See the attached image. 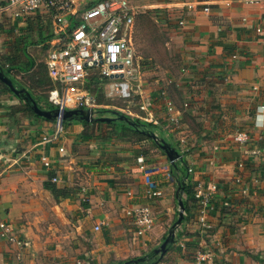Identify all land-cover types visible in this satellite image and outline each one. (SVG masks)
<instances>
[{
  "label": "crops",
  "instance_id": "crops-1",
  "mask_svg": "<svg viewBox=\"0 0 264 264\" xmlns=\"http://www.w3.org/2000/svg\"><path fill=\"white\" fill-rule=\"evenodd\" d=\"M130 1L136 16L149 17L145 25L153 30L148 37L136 30L135 37L134 32L137 53L147 60L143 62L145 77L143 74L134 84L136 103L132 108L115 109L133 119L152 122L155 132L170 140L180 153L181 138L187 140L184 157L187 168L193 171L185 177L193 183V190L200 181L218 186L208 226L201 228L198 211H193L195 204L198 206L194 195L188 197L185 189L179 194V178L173 172L168 176L157 170L158 166L172 165L168 158L146 135L134 132L127 121L116 119L115 126L90 127L94 137H81L84 120L74 119L60 140L43 143V136L53 132L55 119L24 117L21 124L18 115L22 112L15 111L25 101L0 92V209L25 243L18 247L0 239V264H119L141 256L147 263L158 257L161 259L156 264H197L199 250L214 253L205 264H264V2ZM0 15L11 17L10 12ZM52 26L56 32L53 20ZM0 32H5L2 27ZM7 33L9 36L0 41V53L9 61L14 37ZM55 34L53 38L58 36ZM42 44L32 45L39 56L29 52L36 61L37 79L43 72L39 65L44 61ZM44 71L48 74L45 65ZM21 73L25 72L17 75ZM164 91L178 106L190 105L174 131ZM134 97L126 101L134 103ZM46 101L47 96L41 106ZM124 124L131 129L125 126L128 130L122 135L116 128ZM239 131L248 134L244 144L235 138ZM62 146L64 152L60 151ZM82 149L88 150L82 154ZM35 153L37 159L45 153L53 162L46 168L40 160L36 169L42 178L55 171L58 185L72 188V196L66 200L77 211L73 216L78 221L77 240L64 253L65 257L69 254L66 262L44 261L46 249H38L32 228L24 222L28 213L19 205L15 189L24 172L21 169L34 170L30 161ZM148 173L161 195L149 194ZM182 196L188 197L190 215H196L189 218L185 211L174 242L165 254H154L179 218ZM139 204L150 205L156 217L153 228L142 235L126 214L128 208Z\"/></svg>",
  "mask_w": 264,
  "mask_h": 264
},
{
  "label": "built area",
  "instance_id": "built-area-1",
  "mask_svg": "<svg viewBox=\"0 0 264 264\" xmlns=\"http://www.w3.org/2000/svg\"><path fill=\"white\" fill-rule=\"evenodd\" d=\"M206 11H209L208 7ZM7 12L20 20H26L31 15H49L58 34L56 38L41 45L44 65L51 81L48 90L49 101L59 111L54 130L43 136V143L57 142L66 132L63 119L66 110H96L98 101L88 85L93 77L106 80L105 92L110 99L131 100L134 97V80H140L142 77V63L134 45L136 12L130 0H7L6 4L0 5V13ZM163 95L174 131L180 125V115L190 105L185 102L183 106L178 107L172 98L167 96L166 91ZM235 138L244 144L248 140V134L239 131ZM186 143L187 140L181 138L183 156L188 151ZM60 151L64 152L65 147H60ZM40 159L46 168L53 165L51 157L45 153ZM142 167L145 168L144 165ZM157 170L168 176L172 175L170 164L158 166ZM192 171L193 169L189 168V172ZM52 181L58 183L60 179L55 174ZM146 184L149 194H162L149 173L146 175ZM217 189L218 186L214 182L206 186V183L200 181L194 190L201 228L208 226L212 197ZM128 194L133 196L132 191H128ZM126 214L133 219L140 235L154 226L156 217L148 204L128 208ZM3 215L4 210L0 209V239H7L18 247L25 246L22 238L16 233L15 226ZM99 228L97 226V229ZM213 255L211 250H199L196 263L205 264Z\"/></svg>",
  "mask_w": 264,
  "mask_h": 264
},
{
  "label": "rangeland",
  "instance_id": "rangeland-1",
  "mask_svg": "<svg viewBox=\"0 0 264 264\" xmlns=\"http://www.w3.org/2000/svg\"><path fill=\"white\" fill-rule=\"evenodd\" d=\"M39 16H40V18L38 19L39 24L44 23V25H48L52 23V19L49 15L45 14V15H39ZM147 18L149 17L146 15L135 16V30L137 32L139 31L146 37H148V34L151 33L153 30L152 26L145 25L147 22ZM12 21L17 22V25L19 26L14 31L15 35L21 37V36H24V34H26V32L30 30L28 29L29 26L25 22L26 20H20L12 16L9 17L6 15H0V26L2 27L4 26L3 29L5 31L4 34H1L2 32H0V41L9 36V33L6 34V32L12 29V24H13ZM136 31H135V37L137 36ZM140 36L141 35L138 34V37ZM34 37H36V34H33V38ZM41 48H40V51L43 54V51ZM0 52H3V51H0ZM29 52L31 54H34L35 56H39L38 49L34 48V46L32 45L30 47ZM1 55L2 53H0V62H2V65H5V64L7 65V63H10V61H8V58L6 56L4 55L1 56ZM145 61L147 60L141 59L140 62L143 63ZM144 64L145 63H143V66L141 65L142 67L141 70H142V75L144 74L143 76L145 77V71L147 69L145 68L146 64L145 65ZM39 65L43 67L42 68L43 72L41 73L40 79H36V77L33 78L32 72L24 73V74L21 73L20 76H18L17 74L16 75L18 76V80H20L21 85L27 88L28 90H30L29 91L30 93H33L36 96L40 95L38 97V100L40 103L42 102V99H46V96H47V101L51 104V102L49 101V96L47 95L48 90L51 87V81L46 71H44V61L39 62ZM36 70L37 68L33 72H37ZM12 78L14 82L16 83V85L18 86V88H22L19 82L16 81L14 77ZM138 82L139 80H134V84ZM90 86L94 90L92 91L95 94L98 103L101 102L102 104L100 105V107H97V110L115 109L117 107L132 108L138 98V97H134V103L133 101L132 102L126 101L121 98L108 99L105 95V88L103 84H97L95 82L94 83L92 82L90 83ZM167 96L169 97V95ZM172 100L174 101V99ZM175 104L177 103L175 102ZM42 106L43 108L44 107L47 108L48 104L43 102ZM100 114L101 112H98V115ZM18 117H19L18 120L22 124L23 121L28 116H26V114L22 112L18 115ZM181 119H182V115H180V123H181ZM87 150L88 149H82L81 153L85 154ZM187 152L184 154V156H186ZM36 155L37 154L35 153L32 156L31 161H30L33 163V167H34L33 168L34 170L32 172H27L24 170V168L21 169L24 172L22 173L18 181L19 187H16L15 189L17 191L18 199L20 200L19 205L21 206V208L25 210V214L28 213L27 219H25L24 222H28L27 225H29L32 228V231L35 234L36 243H38V246H39L38 249L39 250L46 249L45 252L43 253V255L45 256L44 261L55 260L54 262H56L57 260H59L62 262H66V257L69 254L67 253L65 257L64 253L70 250L74 246L75 240H77L76 226H77L78 221L75 217H73L75 215L74 212H77V211L73 210L74 208L72 205L73 203L69 202L65 198L56 199L54 195L50 192V190H48L45 187V182L49 179L50 176L48 173L47 178H42L41 175L38 173L40 172V170H37L36 168L38 166H41L40 165L41 159H37L38 156ZM44 180L46 181L44 182ZM196 187H197V184L196 186H194V190Z\"/></svg>",
  "mask_w": 264,
  "mask_h": 264
},
{
  "label": "trees",
  "instance_id": "trees-1",
  "mask_svg": "<svg viewBox=\"0 0 264 264\" xmlns=\"http://www.w3.org/2000/svg\"><path fill=\"white\" fill-rule=\"evenodd\" d=\"M4 3H5V0H3V1L0 0V5H2ZM39 18H40V16H38V15H31V16L27 17L26 22H27V25L29 26L28 29H30V30L28 32H26V34H24V36L20 37V36L15 35L14 31L18 25H14V27H12V29L9 31L10 34L14 37L12 40L14 50L12 51V53L9 56L10 63L7 65L6 64L2 65V66L5 69L7 75H9L11 78L12 77L15 78V75L19 72H25V73L32 72L33 78H35L37 72H33V71L35 70V67H36V61L33 58V56L29 53L28 47L30 45L42 44L45 41L52 39L56 35L55 34L56 32H54V28L52 26V23L48 24V25L39 24V22H38ZM33 34H36V37L33 38ZM15 80H16V78H15ZM92 82L93 83L95 82L97 84H103L106 82V80H100L98 77H93V79L90 80V83H92ZM90 83H88L89 88L91 90H93L90 86ZM28 91H30V90H28ZM0 92L10 93L13 96L17 97L18 99L25 101V103H22V106H20V108H18L17 111H15V112H23L24 114H26V116H28L27 118H30V119L31 118L32 119H42V120H48V121L51 120V119L39 116L34 111V109L32 108L30 97L27 98V96L25 94H20L17 96L11 90V88L7 84H5L2 80H0ZM31 94H32V97L34 99H36L38 101L39 105L41 106V103L39 102L38 97H35L33 93H31ZM46 103L48 104L47 108H49V109L55 108L54 104H52V103L50 104L48 101H46ZM98 111L101 112L100 115L102 116V115H104V113L112 112L113 110L100 109ZM77 117H78V119H80L79 116H77ZM128 117L136 123V126L134 127V132H138L140 134L146 135L150 140L153 141L154 146L158 150H160L162 155H165L167 157L165 151L160 148L159 144L156 141H154L148 135V133H150V132L152 133V132H155L157 130L156 126L152 122H147V121L142 120L140 118H134L133 119L129 115H128ZM70 121H72V120L67 119L64 121L65 127L70 123ZM114 121L106 122V121H100L97 119H95L93 121L84 120L83 123L85 125V130L83 131L81 137H92V136L94 137L93 133L90 134L91 133L90 127L93 129L95 127H101V126H103V124H106V123L107 124H113L115 126L116 122L114 123ZM125 126H128L129 130L131 129L130 128L131 126H129V125H125V124L122 126L119 125V128H116V130H118L119 134L123 133L122 135H124L126 133V131L128 129ZM167 141H170V140H167ZM171 170L174 173V175L179 178L181 185H184L187 196L188 197L192 196L194 193L193 188H192L193 183H189V178L187 179V177H185L186 175H188V172H189V168H187V161L185 160V157L183 160H181V162L178 161L176 166L171 165ZM55 174H56L55 171L54 172L51 171L49 173L50 177L45 182V187L48 190H50V192L54 195V197L56 199H62V198L68 199L69 197L72 196V192H71L72 188H70L69 186H65V185L59 186L57 183L53 182L52 177ZM188 197L183 199L184 205H185V211L187 212L188 217L189 216L195 217L194 215H196V213L192 212L191 215L189 213V211L192 210V208L189 205ZM197 210H198V208L196 207V204H195V210H193V211H197ZM160 259L161 258L157 257L155 260H153V262L147 263L145 257L141 256V257H136L133 259L124 260V261L120 262L119 264H156L160 261Z\"/></svg>",
  "mask_w": 264,
  "mask_h": 264
},
{
  "label": "water",
  "instance_id": "water-1",
  "mask_svg": "<svg viewBox=\"0 0 264 264\" xmlns=\"http://www.w3.org/2000/svg\"><path fill=\"white\" fill-rule=\"evenodd\" d=\"M0 80H2L5 84H7L17 96L20 94H25L27 98L30 97L32 108L39 116L48 118V119H56L58 117L59 115L58 109L56 108L47 109V108L41 107L38 101L32 97V94L28 91L27 88L25 87L18 88V86L13 81V79L9 75H7L1 63H0ZM98 112H99L98 110L86 109V108L69 109L64 112L63 119L64 121L67 119L74 120V119H78L77 116H79L81 120H86V121H93L97 119L100 121L110 122V121L119 119V120L127 121L130 125L134 127L136 126V123L132 119H130L127 114L120 112L119 110L112 111V113L115 114V116H99ZM148 135L159 144L162 150L165 151L168 160L173 166H176L178 161L184 159L183 154L180 153V151L176 147H174L169 141H167L165 138L160 137L156 132H152V133L150 132L148 133ZM184 189H185L184 185H181L179 194L181 192L183 194ZM179 206H180V215H179L177 222L174 224L169 235L164 240V242L161 244V246L154 250V253L165 254L167 251L168 245L174 242L176 232L179 229L180 224L183 222V219H184L185 205L183 201V196L179 198Z\"/></svg>",
  "mask_w": 264,
  "mask_h": 264
}]
</instances>
